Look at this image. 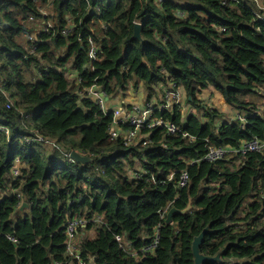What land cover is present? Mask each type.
<instances>
[{
  "label": "trees",
  "instance_id": "1",
  "mask_svg": "<svg viewBox=\"0 0 264 264\" xmlns=\"http://www.w3.org/2000/svg\"><path fill=\"white\" fill-rule=\"evenodd\" d=\"M53 1V28L39 34L43 15L31 0H0V73L19 108H7L0 91V124L11 131L10 137L0 131V264H78L66 255L65 224L96 216L106 224L90 222L76 234L89 264H195L193 241L206 227L200 252L220 259L203 264H264V150L187 162L204 155L208 145L264 140V20L256 17L255 3L90 0L100 10L89 13L87 0ZM68 17L76 19V31L64 36ZM135 20L142 23V40L133 37ZM89 37L99 52L86 69ZM34 43L37 55L29 53ZM170 80L182 85L187 102L205 115L157 114L196 136L193 142L163 129L153 131L147 146L111 139L112 116L82 93L97 84L125 104L131 88L151 95ZM208 90L248 114L246 121L224 120L218 126L221 108L202 104ZM22 112L45 137L91 160L69 162L56 149L27 143ZM16 159L21 175L13 178ZM138 160L159 180L187 169L189 183L178 189L176 179H130L126 167ZM15 189L28 208L18 206ZM170 203L179 211L170 223L162 221L154 253L134 257L120 247L117 234L138 250L151 241L160 210ZM240 224L249 227L239 230Z\"/></svg>",
  "mask_w": 264,
  "mask_h": 264
},
{
  "label": "built area",
  "instance_id": "2",
  "mask_svg": "<svg viewBox=\"0 0 264 264\" xmlns=\"http://www.w3.org/2000/svg\"><path fill=\"white\" fill-rule=\"evenodd\" d=\"M35 5L38 11L43 15L41 21L38 20L37 27L39 28L38 33H48L50 29L53 28L54 22L52 20L54 14V1L53 0H31ZM163 1V0H160ZM228 1L239 2L240 0H225L224 3ZM256 5V17L261 20H264V2L262 0H251ZM88 12L99 11V5L92 6L90 0H87ZM180 16L185 15V11L179 12ZM32 21H35V18H31ZM74 17H68V23L65 28L62 30V34L64 36H69L76 31V22ZM37 21V20H36ZM135 23H141L139 20H135ZM142 24V23H141ZM222 30H225L224 28ZM36 40H38V35H34ZM37 43H34L29 48V53L37 55ZM99 45L93 39V37L88 38V59L89 62L87 64L86 69L91 68V63L95 61L98 57ZM40 56V55H38ZM78 77V81L81 82L82 79ZM133 89V88H132ZM138 88H134V91H138ZM263 91V88H260ZM0 91L7 98V108L14 109L16 108L19 111V108L16 105L15 100L11 96L10 90L5 87L4 77L1 76L0 73ZM131 91V90H130ZM129 91V92H130ZM142 91V89L140 90ZM83 95L87 98L93 100L100 109L104 112L105 115L112 116V123L109 128V133L111 139H116L122 137L124 142L128 146H138L143 145L147 146L153 143L152 133L155 129H163L170 135L182 134L183 137H188L190 142L197 140V137L194 135H190L188 132H184L179 125L173 122L170 119L162 117L158 115V112H174L182 110L185 114V119L190 115L204 116L205 110L202 108L200 110L196 109L187 102V93L185 88L180 85L177 81L170 80L167 83H161L156 87V92L149 95L147 94V99L145 102H142L141 98L134 102L128 101L125 104L118 106H111L113 101L112 97L106 93L100 86L97 84H92L87 86L83 90ZM142 95V92H140ZM202 104L209 107H215L212 102L211 94H205L201 97ZM206 108V107H205ZM230 108L226 106L224 108V115L220 118L221 120L217 123L220 126L221 122L224 120H234L245 122L248 114L243 111L233 110L228 111ZM22 112V117L25 121H28V125L24 122V125H27L30 134L27 136V143H38L42 144L50 149L58 150L69 162H76L72 156L73 150L65 149L57 140L54 138L45 137L38 128L33 125V122L30 120L28 114L24 115ZM218 122V121H217ZM0 131L5 132V134L10 137L11 131L10 129L0 124ZM264 150V140H260L257 138L251 140L242 141L239 146H217V145H208V149L206 153L200 156L197 159H191L187 162L190 164L200 163L202 161L214 162L217 160H228L233 156L245 154L251 151H263ZM80 154H84L79 152ZM13 178H18L21 175V162L19 159L15 160V163L12 167L11 171ZM126 174L130 179L137 181H147L152 183H166L169 181L175 180V183L178 189H182L186 187L189 183V172L187 169H184L180 172L178 177L175 176V172H171L164 179H158V175L147 169L141 160H138L134 165L128 164L126 167ZM16 197L18 198V206H22L25 202L23 199V194L18 190H13ZM261 193L264 197V189L261 188ZM172 203H170L166 208L160 210V218L161 222L155 227L154 233L151 236V241L142 246L139 250L133 248V241L125 238L121 234H117L116 240L118 241L120 247L133 255L134 257H138L139 255H148L155 252L159 240H160V228L162 226V221H165L167 217V213L171 208ZM90 222L101 223L105 225V221L101 216H96L94 219L89 220L86 217H74L68 220L65 224V233H66V255L70 257H75L78 261V264H89L86 260H84L81 256V249L77 244L76 234L79 229L85 228ZM249 226L246 224L238 225L237 229L245 230ZM252 227V226H251ZM9 238L17 242V239L13 236H9Z\"/></svg>",
  "mask_w": 264,
  "mask_h": 264
},
{
  "label": "water",
  "instance_id": "3",
  "mask_svg": "<svg viewBox=\"0 0 264 264\" xmlns=\"http://www.w3.org/2000/svg\"><path fill=\"white\" fill-rule=\"evenodd\" d=\"M141 28H142V24L141 23H135V28H134V34L133 37L139 40H142V35H141ZM72 156L75 159V161L77 162H86V161H90L91 158L89 156L86 155H82L80 154L78 151L73 150L72 151ZM29 207V204L25 201L23 203V205L21 206V209L23 210L24 208ZM190 208L187 207L185 210H183L182 212L187 211ZM179 209H177L176 207H171L170 210L167 213V217L165 219L166 223H170L172 220V216L175 212H178ZM209 228L206 227L203 232L196 236L194 241H193V253H194V257H195V264H203L204 261L207 260H217L220 259V255H216V256H208V255H204L200 252V244L202 243L204 236L206 234V232H208Z\"/></svg>",
  "mask_w": 264,
  "mask_h": 264
},
{
  "label": "crops",
  "instance_id": "4",
  "mask_svg": "<svg viewBox=\"0 0 264 264\" xmlns=\"http://www.w3.org/2000/svg\"><path fill=\"white\" fill-rule=\"evenodd\" d=\"M205 94H211V96H212V102H213V104L214 105H216L217 107L219 106L220 108H226V106H228L230 109L228 110V111H233L234 109L232 108V107H230L229 105H227L226 103H225V99H224V97H223V95L219 92V91H217V90H208V92H204ZM131 94L132 93H130V95H128L127 96V98H126V100H125V102L126 103H128V101H132V99H131ZM115 101H116V103H118V104H115V105H113V106H118V105H122V103H123V101H122V99L121 98H115L114 99ZM215 101H217V102H215ZM224 112H226V111H224ZM21 207V206H20ZM26 208H28V207H26ZM25 209V208H24ZM22 210V209H21ZM88 234H93V230H89L88 231Z\"/></svg>",
  "mask_w": 264,
  "mask_h": 264
},
{
  "label": "rangeland",
  "instance_id": "5",
  "mask_svg": "<svg viewBox=\"0 0 264 264\" xmlns=\"http://www.w3.org/2000/svg\"><path fill=\"white\" fill-rule=\"evenodd\" d=\"M70 75H71V73H70ZM141 89H142V91H140ZM130 90L131 91L129 92V95H130V93H132L131 99L134 102H137L141 98V96H142V98H141L142 102H145V100L147 99V94H146L147 91L144 88L140 87V89L138 91H134V89H132V88ZM140 92H142V95L140 94ZM215 102H217V101H215ZM115 104H118V103H116V101L113 99L111 106H113ZM221 111H222V114L224 115V108L223 107L221 108Z\"/></svg>",
  "mask_w": 264,
  "mask_h": 264
}]
</instances>
